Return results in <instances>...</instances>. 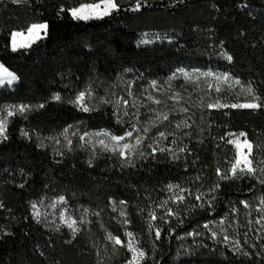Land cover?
Returning a JSON list of instances; mask_svg holds the SVG:
<instances>
[{"label": "trees", "instance_id": "trees-1", "mask_svg": "<svg viewBox=\"0 0 264 264\" xmlns=\"http://www.w3.org/2000/svg\"><path fill=\"white\" fill-rule=\"evenodd\" d=\"M89 3L0 0V63L18 78L0 87V264H128V233L139 264H264V0H117L72 18ZM40 23L47 35L13 52L11 33ZM95 133L134 150L81 139ZM230 133L252 143L254 176L229 171Z\"/></svg>", "mask_w": 264, "mask_h": 264}, {"label": "snow or ice", "instance_id": "snow-or-ice-1", "mask_svg": "<svg viewBox=\"0 0 264 264\" xmlns=\"http://www.w3.org/2000/svg\"><path fill=\"white\" fill-rule=\"evenodd\" d=\"M140 3L139 0H137V4L135 6L134 9H132L133 11L139 10L140 8ZM120 10L119 4L117 3V0H99V3H89V4H82L80 7L78 8H73L70 9V15L72 16L73 19L75 20H83V21H87L90 19H103L106 16H110L114 11L118 12ZM61 11H63V9H61ZM47 29H48V25L46 23H40V24H32L30 25L27 29L26 32H19V31H15L11 33V50L13 52H16L20 49H26L31 47L32 43H34L36 40L43 38L41 36V33L44 34V36L47 35ZM20 38V39H18ZM147 42V41H145ZM228 60H231V56H227ZM210 75V74H209ZM225 80H227V77H223ZM18 78L12 73L10 72L6 67H4L3 64H0V85H3L4 83H7L9 85H11L14 81H16ZM85 96L86 93L85 92H81L78 94V96L76 97L74 103L82 110V111H89V108L85 106ZM54 99L56 101H59L61 99V97L59 95L54 96ZM125 103H127L125 101ZM39 107L43 108L44 105L41 104L39 105ZM211 107V105H210ZM231 107L236 108V107H242V108H251V109H256L261 107L260 104L257 103H249V104H243V105H231ZM28 106H24V105H20L17 108V111L21 114H23L24 112L28 111ZM15 115V112L12 111L11 109L7 110L6 112V116L11 117ZM163 120H167L168 116L165 114L162 117ZM7 126H8V121L5 118L0 117V139H4L6 140L7 137ZM177 127H179V125H177ZM147 131V130H145ZM22 135L27 136L28 133L26 132H22ZM105 135H108L107 133H105ZM132 132H128L127 136L128 137H132ZM161 138L167 139L165 133L161 132L159 133ZM229 135H235L230 133ZM240 137H245V139L243 141H241ZM81 139H85L84 137H81ZM125 137H116V136H112L111 140L114 141V145L112 148V151H116L117 148H121L120 154L121 156H124L125 159H127V156L125 155V150H127L128 152H132L134 150V145L129 144V143H124L122 145V147L120 146V141L124 140ZM71 143V142H69ZM100 143L103 145L104 141H100ZM142 143V140L140 138L136 139V145H139ZM229 143H232L235 145L236 148V153L234 156V162L232 164V167L229 169V171L231 172L232 176H236L237 172L239 171V173L241 175H255L257 169L253 166V159H250V157L252 156V152H253V145L251 142H249L246 139V134L245 133H240L239 136H237L235 139L229 141ZM105 147L107 148V145H105ZM71 150V149H69ZM156 148H153V153L156 151ZM159 151H172L171 149H165V148H160ZM181 151H184V149H181ZM91 163V161H90ZM262 163H264V161H262ZM259 171L264 172V169H260ZM217 173L220 174V170L217 169ZM221 179H227V175H221L220 177ZM261 183H264V180L260 181ZM170 190H172L173 188L179 189V186H173V185H169L168 186ZM216 187H219V185L217 184ZM184 189H179V192H174L171 199L173 200V202H181L185 199V197L180 194L182 192H184ZM189 195H191V193H189ZM196 200H201V196L200 195H196L195 196ZM261 205H264V198L261 199L260 201ZM167 204V201L164 202V204H161L160 207H164ZM201 207L203 205H200ZM249 205L244 202V207H248ZM35 207V206H34ZM262 212H264V208L261 209ZM165 214L168 216H172L174 215V213L172 212L171 209H166L165 210ZM38 215V213H37ZM150 218L155 220L156 219V214L155 212H152L149 214ZM75 223V221H73L72 223L69 224V227L72 228L73 224ZM257 224H260L261 227H264V217H262L260 220L256 221ZM207 227V226H206ZM75 231V229H73ZM156 237L159 238L160 237V231L157 230L156 231ZM215 235V233L213 234ZM129 236V240L126 244V247L128 248L129 252L132 253V257L129 260L128 264H139L140 261H142L145 257V252L140 250L138 246L135 245L134 243V238L132 237L131 233H128ZM110 239L114 240L115 244H121L123 246V243L120 239L115 238V237H110ZM225 240L228 239L227 236L224 237Z\"/></svg>", "mask_w": 264, "mask_h": 264}, {"label": "rangeland", "instance_id": "rangeland-1", "mask_svg": "<svg viewBox=\"0 0 264 264\" xmlns=\"http://www.w3.org/2000/svg\"><path fill=\"white\" fill-rule=\"evenodd\" d=\"M41 36L43 38L45 37L43 33H41ZM43 38H41V39H43ZM18 39H20V38H18ZM41 39L36 40L34 43H32V45L35 44L36 42H38ZM17 82H18V80L14 81L11 85H9L7 83H4L3 85H0V87L13 88L17 84ZM117 103H118V101H117ZM124 106L127 107V105H124ZM122 111H123V108L121 109L120 116L122 115ZM237 136H239V134L233 135L231 137V140L235 139ZM111 137H112V135H110V134L105 135V133L87 134L84 137L85 138L84 142H85L86 145L91 146V147H93L96 150L107 151V152L109 151V152H113V153L118 154V153H120L121 148H117V150L115 152L112 151V148H113V145H114L115 142L111 140ZM240 139H241V141H243L245 139V137H240ZM100 141H104V144L102 145L100 143ZM124 143H125L124 140L120 141V146L122 147V145ZM105 145H107V148L105 147ZM232 145L235 148V145L234 144H232ZM235 150H236V148H235ZM250 159H251V157H250ZM238 173H239V171L237 172V174Z\"/></svg>", "mask_w": 264, "mask_h": 264}]
</instances>
